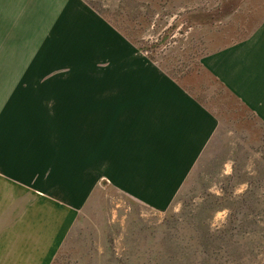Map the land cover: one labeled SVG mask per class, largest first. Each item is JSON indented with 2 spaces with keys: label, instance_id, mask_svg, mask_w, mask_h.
<instances>
[{
  "label": "rangeland",
  "instance_id": "obj_1",
  "mask_svg": "<svg viewBox=\"0 0 264 264\" xmlns=\"http://www.w3.org/2000/svg\"><path fill=\"white\" fill-rule=\"evenodd\" d=\"M84 1L113 34L97 42L89 37L77 52L70 36L55 32L8 35L16 2L6 0L7 8L0 7V136L1 128L10 133L13 108L30 109L18 116L28 124L38 121L31 109L40 104H80L76 99L40 100L34 93L87 92L96 104L97 94L116 89L113 76L127 75L129 65L146 59L188 86L222 117V126L166 209L120 191H98L78 212L52 264H264V125L201 66L210 49L255 27L263 5L256 0ZM136 104L144 106L143 100ZM75 124L73 140L79 142ZM19 133L38 138L37 133ZM79 166L73 165L76 175ZM73 193L77 208L81 197Z\"/></svg>",
  "mask_w": 264,
  "mask_h": 264
},
{
  "label": "crops",
  "instance_id": "obj_2",
  "mask_svg": "<svg viewBox=\"0 0 264 264\" xmlns=\"http://www.w3.org/2000/svg\"><path fill=\"white\" fill-rule=\"evenodd\" d=\"M15 2L8 35L55 32L70 36L77 52L89 37L97 42L113 34L84 0ZM256 4L263 5L256 26L241 29L240 39L210 49L201 66L264 125V0ZM7 5L0 0L2 10ZM113 79L117 90L106 93L108 97L97 94L96 104L87 92L44 90L34 98L76 99L79 108L40 104L31 109L38 121L28 124L18 116L30 109L13 108L10 133L5 135L0 124V264H52L78 212L98 191H120L166 209L221 129L216 111L150 60L129 65L127 75ZM102 99L108 102L101 104ZM136 99L144 106H137ZM74 123L79 142L73 140ZM26 131L38 138L19 133ZM74 164L80 165L78 175ZM73 191L81 197L78 209Z\"/></svg>",
  "mask_w": 264,
  "mask_h": 264
},
{
  "label": "trees",
  "instance_id": "obj_3",
  "mask_svg": "<svg viewBox=\"0 0 264 264\" xmlns=\"http://www.w3.org/2000/svg\"><path fill=\"white\" fill-rule=\"evenodd\" d=\"M220 200H223V198H220Z\"/></svg>",
  "mask_w": 264,
  "mask_h": 264
}]
</instances>
